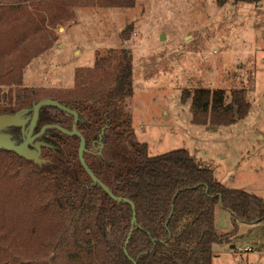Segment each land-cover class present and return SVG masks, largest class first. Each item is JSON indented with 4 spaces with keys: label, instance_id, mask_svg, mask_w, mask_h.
<instances>
[{
    "label": "trees",
    "instance_id": "16d2710c",
    "mask_svg": "<svg viewBox=\"0 0 264 264\" xmlns=\"http://www.w3.org/2000/svg\"><path fill=\"white\" fill-rule=\"evenodd\" d=\"M33 1L0 0V115L29 110L22 116L29 122L34 103L49 93L58 96L60 104L78 115L76 129L85 140L87 167L114 196L133 203L136 225L127 240L130 206L110 199L91 181L77 158V137L49 129L37 139L47 144L41 147L40 164L0 149V264H211L212 246L229 243L237 222L264 220L261 198L217 182L188 151L148 155L123 109L133 95L127 49L109 50L92 68L77 70L69 91L22 87V70L40 49L42 26L59 23L72 0H39L41 9L35 13L27 5ZM104 2L131 7L133 0ZM4 24L9 26L5 31ZM4 59L11 63L4 64ZM226 98L223 90L181 93L182 102L190 100L191 123L198 126L227 127L248 114L250 105L241 90ZM47 124L70 130L72 116L41 107L34 131ZM26 128L9 127V139L19 144ZM100 132L102 145L111 150L109 160L97 154ZM218 206L232 217L231 233L215 231ZM17 245L20 253L9 248Z\"/></svg>",
    "mask_w": 264,
    "mask_h": 264
},
{
    "label": "rangeland",
    "instance_id": "374dc122",
    "mask_svg": "<svg viewBox=\"0 0 264 264\" xmlns=\"http://www.w3.org/2000/svg\"><path fill=\"white\" fill-rule=\"evenodd\" d=\"M69 3L59 23L42 26L40 49L22 70V87L69 91L77 70L92 68L109 50L127 49L133 95L123 109L148 155L186 150L217 182L264 201V0H133L131 7H110L104 0ZM38 4L27 5L35 13ZM8 28L4 24L3 30ZM195 89L223 90L226 101L241 90L249 112L227 127L194 125L190 100L182 102L181 93ZM44 97L59 101L54 93ZM100 153L110 159L106 144ZM214 228L219 235L233 231L231 215L219 206ZM236 228L229 243L212 246L211 264H264V220L237 222ZM9 248L20 253L21 246Z\"/></svg>",
    "mask_w": 264,
    "mask_h": 264
},
{
    "label": "water",
    "instance_id": "95a60500",
    "mask_svg": "<svg viewBox=\"0 0 264 264\" xmlns=\"http://www.w3.org/2000/svg\"><path fill=\"white\" fill-rule=\"evenodd\" d=\"M41 107H55L59 110H62L66 114L71 115L72 116L71 129L67 130L58 125L47 124V125H43L37 133L33 134V130L37 121L38 111ZM28 112L29 110H20L12 115H6V114L0 115V131L7 129L9 127H21V129H23L25 124L27 123V119L22 118V116ZM31 113L32 115L29 121V125L27 127V130L24 132L25 134L24 140L19 144H15L9 139V135L0 133V149L11 151L25 160H29L34 163L40 164L43 162V160L39 158L41 147H47V144L35 140L39 138L46 130L54 129L61 132L64 135L77 137L79 140L78 149H77V158L81 167L83 168L85 173L89 176L91 181L97 184L110 199L116 202H124L130 206L132 217L130 221V230L129 233L127 234V240H128V238L130 237L133 231V227L136 225L135 207L131 201L114 196L110 192V190L103 183H101L87 167L83 159V153L86 151L85 140L84 137L76 129V122L78 119L77 113L52 99H42L34 103L31 108ZM33 141H35L33 144L34 149H30L29 145H32ZM100 149H101V145H99L98 147V151H97L98 155H100ZM127 240L124 244V249Z\"/></svg>",
    "mask_w": 264,
    "mask_h": 264
},
{
    "label": "flooded vegetation",
    "instance_id": "af4514ba",
    "mask_svg": "<svg viewBox=\"0 0 264 264\" xmlns=\"http://www.w3.org/2000/svg\"><path fill=\"white\" fill-rule=\"evenodd\" d=\"M28 125H29V122H27L26 124H25V126H27L28 127ZM34 129H35V127H34ZM71 129V128H70ZM8 128L7 129H4V130H2V131H0V133H2V134H7V135H9V134H11V132L8 130ZM26 130H27V128H26ZM23 131V130H22ZM39 131V130H38ZM38 131H34L33 130V134H35V133H37ZM24 138H25V134H24ZM100 138H101V132H100V134H98L97 135V145H96V147L98 148L99 147V145H101V147H102V143H101V141H100ZM38 139V138H37ZM35 140V141H38V140ZM24 140V139H23ZM35 141H33V143H32V145H29V148L30 149H34V147H33V144H34V142ZM95 147V148H96ZM101 150V149H100ZM41 151V150H40ZM98 151V150H97Z\"/></svg>",
    "mask_w": 264,
    "mask_h": 264
}]
</instances>
